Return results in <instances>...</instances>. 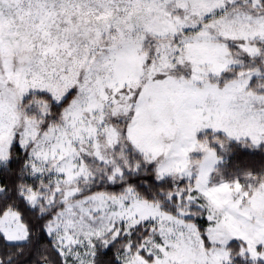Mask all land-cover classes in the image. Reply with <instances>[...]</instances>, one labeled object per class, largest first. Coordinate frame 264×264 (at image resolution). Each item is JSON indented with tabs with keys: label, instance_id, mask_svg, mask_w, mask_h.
Masks as SVG:
<instances>
[{
	"label": "snow or ice",
	"instance_id": "obj_1",
	"mask_svg": "<svg viewBox=\"0 0 264 264\" xmlns=\"http://www.w3.org/2000/svg\"><path fill=\"white\" fill-rule=\"evenodd\" d=\"M264 0H0V264H264Z\"/></svg>",
	"mask_w": 264,
	"mask_h": 264
},
{
	"label": "trees",
	"instance_id": "obj_2",
	"mask_svg": "<svg viewBox=\"0 0 264 264\" xmlns=\"http://www.w3.org/2000/svg\"><path fill=\"white\" fill-rule=\"evenodd\" d=\"M254 150L243 149L238 143H231L224 162L219 167V173L224 179H229L233 170L258 168L264 165L259 157L253 156Z\"/></svg>",
	"mask_w": 264,
	"mask_h": 264
},
{
	"label": "rangeland",
	"instance_id": "obj_3",
	"mask_svg": "<svg viewBox=\"0 0 264 264\" xmlns=\"http://www.w3.org/2000/svg\"><path fill=\"white\" fill-rule=\"evenodd\" d=\"M231 143H232V142H228V143L226 144V146H225V151L221 153L223 159H222V161L217 165V169H218V171H214V173H213L214 178H217V179H219V178H223V179H224V177L221 176L220 173H219V167H220V165L224 162V160H225V158H226V156H227V154H228L229 146H230ZM238 144H239V146H241L243 149L254 150V149H252V148L246 146L243 142H238Z\"/></svg>",
	"mask_w": 264,
	"mask_h": 264
}]
</instances>
